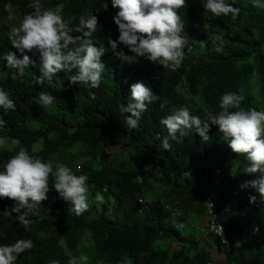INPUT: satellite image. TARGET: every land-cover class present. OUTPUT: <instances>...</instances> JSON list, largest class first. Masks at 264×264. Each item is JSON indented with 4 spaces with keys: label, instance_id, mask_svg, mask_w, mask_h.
Instances as JSON below:
<instances>
[{
    "label": "trees",
    "instance_id": "trees-1",
    "mask_svg": "<svg viewBox=\"0 0 264 264\" xmlns=\"http://www.w3.org/2000/svg\"><path fill=\"white\" fill-rule=\"evenodd\" d=\"M32 2L0 0V18L8 17L5 6L12 4V21L19 25L23 16L33 11L29 7ZM104 2L107 10L100 7ZM205 2L185 0L186 8L179 10L187 37L185 58L178 70L170 71L144 57L129 65L114 55L109 39L117 41L116 51L133 54L118 42L119 31L113 21L118 9L112 8L111 0H41L46 9L64 4L65 20L76 18L70 26L77 25L81 15L92 12L97 16L99 28L93 39L97 47L106 49L101 57L106 70L95 89L69 82L76 69L57 73L51 83H33V78L41 75L40 53L36 49L21 53L11 47L7 35L11 27L0 29V72L7 73L0 77V88L9 92L16 105L15 111L0 108V118L6 122L0 137L7 138L9 144L11 139L20 141L14 149L0 148V171L23 147L45 162L51 159L77 176L86 175L91 195L113 192L114 198L112 214L103 204L97 212L89 206L77 216L55 191L50 177L47 200L41 202L39 215L30 217L28 230L11 212L16 202L0 198V245L19 239L34 244L20 254L16 264H50L53 260L68 264L65 246L79 256L86 238L93 250L88 264H121L126 257L133 264H213V246L223 256L222 264H264V202L254 189L241 188L258 174L245 172V157L233 159L235 154L213 124L225 93L245 96L241 108L256 109L249 90L255 73L261 85L259 100L264 102V0H226L239 9L235 19L212 16L205 10ZM9 52L17 59L28 55L32 61L23 77L11 78L16 69L7 67L4 57ZM136 82L149 86L159 100L148 105L139 126L131 129L125 119L130 114L121 113L120 105L131 102L130 88ZM41 91L53 94L56 102L43 106L38 99ZM181 107L208 122L209 140L203 141L193 130L181 143L170 141L172 148L165 151L161 141L168 133L160 121ZM75 110L78 116L73 122ZM123 151L136 155L144 167L128 169V161L118 157ZM82 155L86 159L78 165L76 157ZM234 161H239L238 165ZM251 196L256 197L254 203L249 202ZM208 200L217 204V218L229 243L222 244L208 230L207 250L201 245V235L188 237L181 227L206 218ZM170 238L174 246L155 247L159 240Z\"/></svg>",
    "mask_w": 264,
    "mask_h": 264
},
{
    "label": "clouds",
    "instance_id": "clouds-1",
    "mask_svg": "<svg viewBox=\"0 0 264 264\" xmlns=\"http://www.w3.org/2000/svg\"><path fill=\"white\" fill-rule=\"evenodd\" d=\"M111 6L118 9L113 17L119 31V43L125 45L133 54L125 55L116 51L117 41L108 40L114 55L122 62L136 63L138 58L144 57L148 61L162 66L170 71L178 70L185 58L186 36L185 23L179 14L181 8H186L185 0H111ZM205 10L214 17H229L235 19L239 9L227 3L226 0H206ZM32 12L25 14L19 25H14L8 32L11 47L21 53L38 50L41 56V75L33 78V83L44 85L51 83L59 72H71L76 69L75 75L69 77L72 84H88L91 88H98L103 80L106 70L101 57L105 54L104 47H97L94 34L99 28L98 18L92 12L81 15L77 25L70 26L71 20L66 21L63 16L64 4H57L53 9L43 7L41 0H33L29 5ZM102 9L107 10L108 4L104 2ZM7 19L14 20L13 5L7 4ZM79 33L80 35H73ZM183 34V35H182ZM203 44V43H202ZM219 51V49H217ZM4 59L7 67L16 69L12 79L25 75V69L32 63L28 55L17 59L15 54L9 52ZM7 73L0 72V77ZM131 102L125 106L120 105V112L126 115L129 128L139 126L143 112L150 104L159 100L151 88L143 82L131 85ZM39 102L43 106H51L56 97L47 91H41ZM245 96L237 93H225L220 98L219 114L213 124L218 125L228 147L237 156H243L248 162L245 168L247 174H258V178L246 181L241 188L250 187L264 202V110L254 108L244 110L241 108ZM163 107V105H161ZM0 108L16 110V105L10 99L9 92L0 88ZM236 109V110H233ZM160 123L167 129V136L161 141V147L170 151V141L181 143L190 131L198 134L205 142L209 140L207 121L199 116H193L187 108L173 110ZM6 127V122L0 118V129ZM20 145L18 139L0 137V148L14 149ZM36 146L33 147V152ZM237 164L239 161H234ZM0 171V198L15 201L11 212L16 213V219L28 230L32 224L31 216L39 215L41 202L47 200L49 192V179L54 181V189L59 196L71 204V211L77 216L89 209L90 191L87 186L86 175H75L63 163L49 159L47 162L38 155H30L29 151L19 147V151L4 165ZM105 191L107 189L105 188ZM103 196L98 192L95 196L97 202L103 203ZM256 201L255 196L249 198L250 203ZM211 206V205H210ZM23 210V211H22ZM9 214V213H8ZM10 215V214H9ZM222 231V229H221ZM63 241L61 244L63 245ZM34 247L30 239H19L11 245H0V264H16L20 254ZM69 256L68 264H88L89 256L73 255L65 246ZM50 264H60L58 260ZM121 264H133L130 257H126Z\"/></svg>",
    "mask_w": 264,
    "mask_h": 264
},
{
    "label": "rangeland",
    "instance_id": "rangeland-1",
    "mask_svg": "<svg viewBox=\"0 0 264 264\" xmlns=\"http://www.w3.org/2000/svg\"><path fill=\"white\" fill-rule=\"evenodd\" d=\"M14 22L12 20H8L6 17H3V18H0V29H3V28H6V26H9V27H12L14 26ZM196 41H198V39H194ZM140 61V58H138L137 62ZM136 62V63H137ZM127 63V62H125ZM136 63H128L129 65H134ZM39 73L41 74L40 70H39ZM258 74L255 73V77L252 79L251 83L252 85H250V92H252V96H254L255 98V103H256V109L257 111H262L264 110V102H261L259 99H260V92H261V85L259 84L258 82ZM198 103H200V101H198ZM190 111V110H189ZM193 116H197L195 115V113H192L190 112ZM78 116V111L75 110L73 111L72 113V117H73V122H75L76 118ZM213 116H206L205 118H211ZM201 118H203L201 116ZM121 148H119L116 152H119ZM111 150V149H110ZM81 152V151H80ZM120 157V160L121 161H128L126 163V166L128 169L130 170H139V169H142L144 167L143 165V162L138 159V157L136 155H134L133 153L129 152V151H123L119 154ZM239 158V156H237L236 154L233 156V159H237ZM86 159V156L82 155V156H79V157H76V160H77V164L80 165L83 161H85ZM119 159V158H118ZM103 203H100V202H97L95 200V196L96 195H91L90 193V201H89V206H94V212H97L99 210H101V206H103V204H106V212L108 214H112L113 213V202H112V199L113 198V192H110L108 193L107 195H103ZM129 226L131 227L132 226V222L129 221ZM182 229V232L183 234H186L188 237L190 236H196V235H201L200 236V242H201V245L202 246H205V249L208 250V244H207V238H208V228L206 227V218H202L200 219L199 222H196V221H192L190 224L188 225H184L183 227H181ZM198 236V237H199ZM174 243L173 240L170 238V239H166V240H159L155 247L157 249H163V248H168L170 247V245L174 246ZM213 243V242H211ZM83 254H86L89 256V260L91 259L92 257V254H93V250L92 248L90 247V243L89 241H87V238H86V241H84L83 243ZM211 256H212V261H213V264H222L223 262V259H222V255L218 254V252L216 251L215 247L213 246V248L211 249Z\"/></svg>",
    "mask_w": 264,
    "mask_h": 264
},
{
    "label": "built area",
    "instance_id": "built-area-1",
    "mask_svg": "<svg viewBox=\"0 0 264 264\" xmlns=\"http://www.w3.org/2000/svg\"><path fill=\"white\" fill-rule=\"evenodd\" d=\"M189 174H191V171L189 172ZM216 174H219L218 170H216ZM216 205L217 204L215 203L214 200H208L206 202L207 213H208L206 217V227L208 228L209 232L213 233V235L220 238L222 244H228L229 240L225 234L224 227L218 221V218H217ZM208 264H211V263H208Z\"/></svg>",
    "mask_w": 264,
    "mask_h": 264
},
{
    "label": "bare ground",
    "instance_id": "bare-ground-1",
    "mask_svg": "<svg viewBox=\"0 0 264 264\" xmlns=\"http://www.w3.org/2000/svg\"><path fill=\"white\" fill-rule=\"evenodd\" d=\"M56 3V2H55Z\"/></svg>",
    "mask_w": 264,
    "mask_h": 264
}]
</instances>
